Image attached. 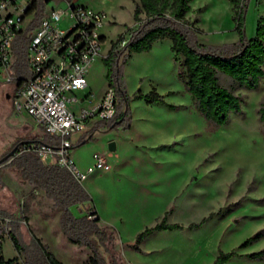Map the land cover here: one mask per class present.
<instances>
[{
    "label": "rangeland",
    "instance_id": "obj_1",
    "mask_svg": "<svg viewBox=\"0 0 264 264\" xmlns=\"http://www.w3.org/2000/svg\"><path fill=\"white\" fill-rule=\"evenodd\" d=\"M76 3L107 14L110 22L101 31L106 37L104 54L127 40L139 25L135 19L139 0ZM234 14L230 0H193L187 19L199 30V43L222 47L239 39ZM261 18L264 0H247L249 38L257 36ZM69 26L68 21L61 23L63 28ZM115 69L105 59L93 64L88 80L95 102L109 87L110 71L115 78ZM119 69L127 97L120 102L129 109L131 128L101 127L87 142L82 133L71 138L72 159L81 172L95 165V154L104 155L112 168L88 174L82 182L92 199L88 208L97 209L100 224L116 232L112 252L124 264H214L222 254L230 255L225 264H264V125L259 118L264 77L256 89H248L219 73L220 83L240 97L241 110L217 126L199 111L180 79L182 67L174 58L170 39L158 41L149 52L123 57ZM154 91L164 97V103L149 104L140 98ZM13 96L14 86L0 80V159L19 142L22 130L14 119L29 118L15 110ZM32 126L35 131L24 136L42 142L43 131ZM114 134L123 143L119 154L108 152ZM23 184L17 170L0 166V254L25 262L10 238L8 217L20 213L25 242L34 234L64 264H88L94 252L72 244L63 234L61 210L42 191ZM72 211L76 216L85 214L78 207ZM165 218L181 228L155 231L139 244V250L132 247L140 233ZM261 252L262 256L253 257Z\"/></svg>",
    "mask_w": 264,
    "mask_h": 264
},
{
    "label": "trees",
    "instance_id": "obj_2",
    "mask_svg": "<svg viewBox=\"0 0 264 264\" xmlns=\"http://www.w3.org/2000/svg\"><path fill=\"white\" fill-rule=\"evenodd\" d=\"M193 0H139L135 9V19L138 27L130 33V37L122 39L109 51L105 61L116 69L115 78L111 71L108 73L109 87L117 94L115 116L110 120L98 121L96 129H130L129 109L124 108L121 98L127 101L126 91L120 81V60L132 54H141L153 49L155 43L164 39L172 41L174 58L180 62L182 71L180 79L184 82L187 91L194 99L196 107L204 117L217 126L227 123L232 112L241 110V99L233 91L224 87L219 80V73L230 77L236 84L248 89H256L261 78L264 77V18L258 23L257 36L249 38L245 27V7L247 0H230L234 10L235 30L239 39L222 47H212L198 42L199 30L187 19ZM37 19L25 31L18 33L14 44L16 62L14 70L20 79L29 76L27 67L26 47L29 30L34 29L40 21L44 11V0H38ZM144 15V18L141 16ZM126 41L124 45L121 43ZM115 79V80H114ZM147 103H164V97L156 91L148 95H140ZM259 118L264 125V102L259 109ZM43 143L56 145L59 139L47 133L44 134ZM89 139H93L90 137ZM87 142V141H86ZM23 141L17 142L15 155L5 163L6 169H15L19 172L23 183L42 191L45 196L54 202L56 208L61 210L60 226L68 240L78 246L90 247L94 255L88 264H124L120 256L113 253L115 249L116 232L110 227L100 224L97 210L88 208L92 201L90 194L82 183L66 168L58 164L46 165L37 154L26 152L17 155ZM81 208L85 212L76 216L73 208ZM90 215H96L90 219ZM11 227L10 238L16 251L25 256L21 263L17 258L6 259L0 254V264H64L46 245L34 234L29 243L23 239L21 214L15 213L8 217ZM177 224H168L166 218L153 228H148L137 237L136 244L132 247L139 250L138 246L155 231L180 229ZM251 242L249 240L246 245ZM102 248L104 254H99ZM263 252L254 254L262 256ZM230 255H221L214 264H225Z\"/></svg>",
    "mask_w": 264,
    "mask_h": 264
},
{
    "label": "built area",
    "instance_id": "obj_3",
    "mask_svg": "<svg viewBox=\"0 0 264 264\" xmlns=\"http://www.w3.org/2000/svg\"><path fill=\"white\" fill-rule=\"evenodd\" d=\"M50 3L55 7L50 8ZM38 7V0H0V80L14 86L15 110L26 113L44 134L58 138L59 142L52 146L43 141H28L17 155L35 153L46 165L58 164L68 169L82 183L88 174L111 169L104 155L95 154V165L83 173L71 155L72 136L85 132L98 121L112 119L116 113V91L108 87L95 102L88 80L93 64L109 55L103 53L106 37L101 31L110 21L104 11L78 5L76 0H44L42 17L28 33L26 55L30 74L20 79L14 70L13 44L18 33L36 21ZM64 21L70 22L67 29L61 27ZM89 218L95 219L96 215ZM2 240L0 234V247Z\"/></svg>",
    "mask_w": 264,
    "mask_h": 264
},
{
    "label": "crops",
    "instance_id": "obj_4",
    "mask_svg": "<svg viewBox=\"0 0 264 264\" xmlns=\"http://www.w3.org/2000/svg\"><path fill=\"white\" fill-rule=\"evenodd\" d=\"M89 89H90V85H89ZM91 90V89H90ZM100 99V98H99ZM97 101H99V100H97ZM12 103H13V101H12ZM14 107V106H13ZM14 122L16 123V125L19 127V129H21L22 130V133H21V135H20V138H19V140L18 141H23V143L24 142H28V141H31V140H29V138H27L26 136H24V135H26V134H28L30 131H35L34 130V127L32 126L33 124H35V122H34V120L31 118V117H29V118H27V119H23V120H15L14 119ZM97 123V122H96ZM96 123L93 125V126H91L88 130H86L85 132H83L82 133V138H84L85 139V141H86V138L87 139H89L90 137H95L97 134H99L100 133V130L99 129H96L95 128V125H96ZM112 129V128H111ZM112 130H117V131H121V128H118V129H112ZM40 131H42V130H40L39 128H38V132H40ZM96 131H98V133H96ZM129 132H131V130H129ZM84 141V142H85ZM112 142H115V145H116V149H115V152L117 153V154H119V152L122 150V148H123V143H122V140L120 139V136L118 135V134H114V137H112L110 140H109V144L110 143H112ZM13 150V149H12ZM108 152L109 153H115V152H113V151H111L110 149H109V145H108ZM115 157H116V154L114 155ZM113 161H114V158L112 159ZM112 170V168L110 169V170H108V171H111ZM24 186L25 185H28V184H23ZM28 186H30V185H28ZM31 187V186H30ZM97 210V209H96ZM97 212H98V210H97ZM98 214H99V212H98ZM100 216V215H99ZM101 218V217H100ZM102 225V224H101Z\"/></svg>",
    "mask_w": 264,
    "mask_h": 264
},
{
    "label": "water",
    "instance_id": "obj_5",
    "mask_svg": "<svg viewBox=\"0 0 264 264\" xmlns=\"http://www.w3.org/2000/svg\"><path fill=\"white\" fill-rule=\"evenodd\" d=\"M25 143V142H24ZM109 149L111 151H115L116 149V145L115 142H112L109 144ZM17 150V147H15L10 153H8L6 156H4L3 158L0 159V166H2L3 164H5L9 159H11L14 155L15 152Z\"/></svg>",
    "mask_w": 264,
    "mask_h": 264
}]
</instances>
